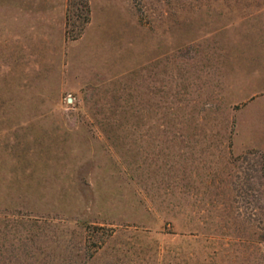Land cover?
<instances>
[{
  "label": "rangeland",
  "instance_id": "obj_1",
  "mask_svg": "<svg viewBox=\"0 0 264 264\" xmlns=\"http://www.w3.org/2000/svg\"><path fill=\"white\" fill-rule=\"evenodd\" d=\"M0 264H264V0H0Z\"/></svg>",
  "mask_w": 264,
  "mask_h": 264
},
{
  "label": "trees",
  "instance_id": "obj_2",
  "mask_svg": "<svg viewBox=\"0 0 264 264\" xmlns=\"http://www.w3.org/2000/svg\"><path fill=\"white\" fill-rule=\"evenodd\" d=\"M84 6H85V8H84V13L87 14V8H86V4H85V3H84Z\"/></svg>",
  "mask_w": 264,
  "mask_h": 264
}]
</instances>
